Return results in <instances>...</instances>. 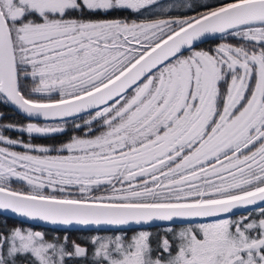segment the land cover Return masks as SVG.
<instances>
[{
  "label": "snow or ice",
  "instance_id": "1",
  "mask_svg": "<svg viewBox=\"0 0 264 264\" xmlns=\"http://www.w3.org/2000/svg\"><path fill=\"white\" fill-rule=\"evenodd\" d=\"M0 264H264V0H0Z\"/></svg>",
  "mask_w": 264,
  "mask_h": 264
},
{
  "label": "flooded vegetation",
  "instance_id": "2",
  "mask_svg": "<svg viewBox=\"0 0 264 264\" xmlns=\"http://www.w3.org/2000/svg\"><path fill=\"white\" fill-rule=\"evenodd\" d=\"M6 111L11 113L12 110L11 109H6ZM6 119L23 120V117L21 115H19V114H13V116H8V117H6ZM12 135H16V133H12ZM129 234H131V233H129ZM77 235H86V234L85 233H75V232L72 233L73 238H75V236H77Z\"/></svg>",
  "mask_w": 264,
  "mask_h": 264
},
{
  "label": "rangeland",
  "instance_id": "3",
  "mask_svg": "<svg viewBox=\"0 0 264 264\" xmlns=\"http://www.w3.org/2000/svg\"><path fill=\"white\" fill-rule=\"evenodd\" d=\"M10 116H13V115H10Z\"/></svg>",
  "mask_w": 264,
  "mask_h": 264
}]
</instances>
